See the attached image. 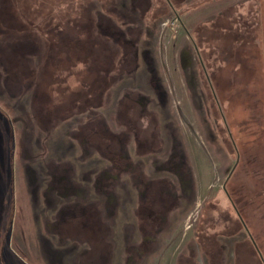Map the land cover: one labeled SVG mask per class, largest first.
<instances>
[{
    "label": "rangeland",
    "instance_id": "1",
    "mask_svg": "<svg viewBox=\"0 0 264 264\" xmlns=\"http://www.w3.org/2000/svg\"><path fill=\"white\" fill-rule=\"evenodd\" d=\"M88 17L126 58L95 110L109 158L23 75L37 28L78 43ZM0 264H264V0H0Z\"/></svg>",
    "mask_w": 264,
    "mask_h": 264
},
{
    "label": "trees",
    "instance_id": "2",
    "mask_svg": "<svg viewBox=\"0 0 264 264\" xmlns=\"http://www.w3.org/2000/svg\"><path fill=\"white\" fill-rule=\"evenodd\" d=\"M86 20V25L75 22L78 43L66 35V30L59 25L55 27L47 23L44 25L45 28H37L35 40L42 41L45 48L42 54L43 65L37 71L26 70L23 75L25 74L31 81L33 92L31 103L35 115L41 121H47L52 114L59 116L60 119H66L74 114L87 113L84 122L77 129L79 131L77 136L80 139H86L90 148H94L103 157L109 158L114 146H117V139L111 132L105 130L102 124H99L95 110L102 106L106 90L115 80L113 72L123 70L122 65L126 63V58H123L125 56L120 57L107 44H102L95 39L93 34L96 32L92 20L89 17ZM32 33L27 32L22 35L27 39L32 36L31 39H33L34 34ZM19 52H23V49ZM17 55H19L18 51L14 49H9V52L5 54V59L7 57L11 68L24 67ZM80 64L84 67L83 70L77 72L78 87L68 91L67 106L56 110L59 106H54L55 96L50 94V90H56L57 86L58 92L67 91V86L62 85L65 77L72 74L71 71ZM49 104L54 107L50 108ZM126 109L120 111L119 116L124 117L128 113ZM129 122L135 123L136 121L127 117L122 124L127 127Z\"/></svg>",
    "mask_w": 264,
    "mask_h": 264
},
{
    "label": "flooded vegetation",
    "instance_id": "3",
    "mask_svg": "<svg viewBox=\"0 0 264 264\" xmlns=\"http://www.w3.org/2000/svg\"><path fill=\"white\" fill-rule=\"evenodd\" d=\"M240 218V217H239Z\"/></svg>",
    "mask_w": 264,
    "mask_h": 264
}]
</instances>
